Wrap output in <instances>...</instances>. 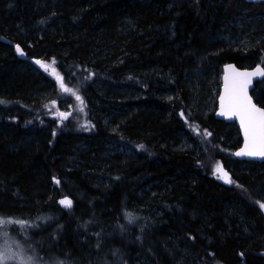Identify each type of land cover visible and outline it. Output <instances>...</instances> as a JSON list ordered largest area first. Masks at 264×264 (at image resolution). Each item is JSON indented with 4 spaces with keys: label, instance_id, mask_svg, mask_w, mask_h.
Returning <instances> with one entry per match:
<instances>
[{
    "label": "trees",
    "instance_id": "obj_1",
    "mask_svg": "<svg viewBox=\"0 0 264 264\" xmlns=\"http://www.w3.org/2000/svg\"><path fill=\"white\" fill-rule=\"evenodd\" d=\"M229 63L264 68V0H0V232L41 264H264Z\"/></svg>",
    "mask_w": 264,
    "mask_h": 264
},
{
    "label": "snow or ice",
    "instance_id": "obj_2",
    "mask_svg": "<svg viewBox=\"0 0 264 264\" xmlns=\"http://www.w3.org/2000/svg\"><path fill=\"white\" fill-rule=\"evenodd\" d=\"M17 51L19 52L20 49L18 48ZM37 63L40 62L37 61ZM41 67L47 69L48 66L41 64ZM242 75L246 77H251L253 75L264 76V70L257 68L255 73H245ZM250 82V80H245L243 83L234 86L228 110H222L219 114L226 116L238 114L240 116L241 126L244 128L245 132L246 146L245 149L236 153L237 156L264 158V110L257 108L247 97L245 89ZM61 87L63 88L62 83ZM64 90L68 91V89ZM76 99L80 100V97L76 96ZM221 99L223 107L224 98L222 97ZM60 203L65 207H70L72 202L70 200H61ZM261 207H264V205H261ZM3 223V221H0V224ZM0 264H23V262L18 257L16 251H13L10 247L5 245L0 248Z\"/></svg>",
    "mask_w": 264,
    "mask_h": 264
},
{
    "label": "water",
    "instance_id": "obj_3",
    "mask_svg": "<svg viewBox=\"0 0 264 264\" xmlns=\"http://www.w3.org/2000/svg\"><path fill=\"white\" fill-rule=\"evenodd\" d=\"M244 1L248 3L258 4L262 0H244ZM257 68L264 70V68L260 65H256L252 68H239L235 64L229 63L223 66L222 77H221V87H220V92H219L218 99H217V108L215 111V118L225 123L236 124V126L238 127L239 132H240V137L242 139V145L239 149H237L234 152V156L237 160L261 163V162H264V158L262 157H249V156H237L236 155L237 152H240L242 149H245V146H246L245 132H244V128L241 126L240 116L238 114L231 115V116L219 114L222 110L223 111L228 110L229 105H230V97H231L234 86L243 83L245 80L251 81L250 83L247 84L246 89H245L247 93V97L251 100L252 104H254L257 108L264 110L263 108H261L260 106L256 104V102L254 101L251 95V92L254 89L256 82L262 80L264 76L253 75L251 77H246L242 75L245 73H255ZM222 97L224 98L223 107H222V99H221Z\"/></svg>",
    "mask_w": 264,
    "mask_h": 264
},
{
    "label": "rangeland",
    "instance_id": "obj_4",
    "mask_svg": "<svg viewBox=\"0 0 264 264\" xmlns=\"http://www.w3.org/2000/svg\"><path fill=\"white\" fill-rule=\"evenodd\" d=\"M238 25L241 26V29L243 31H248L246 32V34H243V35H248L250 34L251 36H253V28L251 29L249 26L246 27L244 24L242 23H238ZM242 35V36H243ZM242 36H239V38H241ZM238 38V39H239ZM38 66L41 65V63H37V61L35 62ZM257 83V82H256ZM218 99V97H217ZM217 101V100H216ZM216 108H217V105H216ZM216 111V110H215ZM221 176V175H220ZM219 176V178H220ZM5 245H7L8 247H10L13 251H16L17 250V247H20L16 241L11 237H9L7 235V233L5 231L2 230V232H0V248L4 247ZM22 248V247H21Z\"/></svg>",
    "mask_w": 264,
    "mask_h": 264
},
{
    "label": "clouds",
    "instance_id": "obj_5",
    "mask_svg": "<svg viewBox=\"0 0 264 264\" xmlns=\"http://www.w3.org/2000/svg\"><path fill=\"white\" fill-rule=\"evenodd\" d=\"M16 252L23 264H41L36 249L31 245H28L26 248L18 247Z\"/></svg>",
    "mask_w": 264,
    "mask_h": 264
},
{
    "label": "bare ground",
    "instance_id": "obj_6",
    "mask_svg": "<svg viewBox=\"0 0 264 264\" xmlns=\"http://www.w3.org/2000/svg\"><path fill=\"white\" fill-rule=\"evenodd\" d=\"M236 65V64H235ZM249 67V66H248Z\"/></svg>",
    "mask_w": 264,
    "mask_h": 264
}]
</instances>
